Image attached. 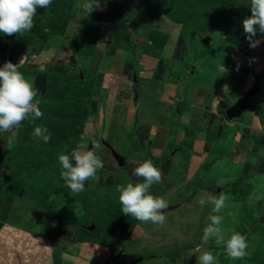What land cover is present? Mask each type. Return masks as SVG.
<instances>
[{
  "label": "rangeland",
  "instance_id": "obj_1",
  "mask_svg": "<svg viewBox=\"0 0 264 264\" xmlns=\"http://www.w3.org/2000/svg\"><path fill=\"white\" fill-rule=\"evenodd\" d=\"M141 1L143 4L140 6L130 5L126 14L124 0H111V13L117 17L124 14L126 25L131 24V27L138 25L139 28H149L156 16L161 15L164 16L163 23L168 27L170 23L172 26V22H182L190 30L197 25L212 27L206 31L210 33L211 44L199 41L203 49L199 47L197 50L198 52L203 50L201 62L206 70L213 68L216 63L219 65L220 61H225L219 56L221 43L232 41L236 46L240 45L237 40L241 34H245L242 21L251 15L246 7L238 9L240 3L236 2L233 4L235 8H232L230 13H228L229 8L221 10L223 3L229 4L234 0H215L216 4L201 0ZM86 3L88 0H52L42 20L33 19L31 31L14 36H0V65L9 61L6 56L12 55L11 50L15 48L17 54L10 61L17 64L21 73L24 72L23 58L26 55L20 54L15 45H19L20 36L30 34L41 40L40 48L44 50L43 53H47V58L52 63L48 94L39 101L43 116L36 120L29 117L23 126L10 130L5 137L4 147L0 150V158H5L7 162L6 179L0 184L2 185L0 192L8 193L13 198L14 214L19 215L20 218L25 217L24 224L36 223L37 218L47 216L45 221L49 219L48 226L53 227L52 225L57 222L55 227L60 228L73 221L79 223L81 228L92 231L99 224L89 216L88 206L94 203L96 211L100 212V215L103 213L105 220L110 223L108 228L111 245L114 247L110 251L111 264H196V258L200 254L198 248L203 250L204 247L216 257V264H264V176L256 175L254 170L243 174L238 165L232 162L230 147L219 146V152L216 149L217 152L203 159L194 170L185 169L182 165L183 169L173 174L167 186L153 184L150 189L151 194L162 197L168 205L174 206L164 212L166 219L162 225L143 223L141 237L128 242L122 239L123 234L120 232L123 231L125 224L135 219L121 213L119 193L114 189L115 187H112V190L98 191L100 187L93 184L85 193H78L79 195L65 187L60 176L62 169L57 157L60 153H70L84 140L83 124L88 113L86 98L89 93L88 79L79 76L80 79L83 78L79 81L75 61L71 58L68 62L67 60L69 54L72 57L78 51L84 55L87 45L93 43L99 30L100 15L97 10L87 14L78 7ZM205 5L209 6L205 7ZM70 21L74 24L68 26L67 31L71 35L69 38L77 35L81 38L75 46H72L73 44L68 40L69 44L63 49L59 47L60 43H63L61 36ZM144 23L146 26L143 25ZM126 28L127 26L124 31L127 33ZM35 57L38 56L30 55V59ZM140 91L143 93L144 89L141 87ZM157 97L155 95L154 98ZM181 107L183 108V104ZM140 109H147V104L141 102ZM175 115L177 114L174 113L173 116L176 117ZM139 120L141 117L137 115L132 125L120 131L113 143L126 160L136 152L134 148L136 145L131 140H135L133 125ZM171 122L174 124L175 120ZM37 126H45L49 130L51 139L48 143L32 137V131ZM138 143L143 146L141 142ZM99 146L103 147L102 144ZM126 165L117 167L126 173ZM221 179L225 183L218 184ZM209 195L227 197L226 207L219 214L224 217L223 227L227 232L236 231L246 236L249 255L242 260H232L227 257L223 247L217 246L214 241L210 240L208 245L202 244L203 229L209 223L208 218L216 213L212 212L211 205L201 206L198 200L206 199ZM91 223L94 227L89 230L87 226ZM100 230L101 228L98 227L97 231ZM8 236L9 233L7 238ZM20 239L23 241L22 237L17 236L19 244L22 242ZM27 241L29 240L26 239L23 243ZM12 243H7L10 249L14 248ZM100 243L104 246L103 242ZM103 246L89 245V249L87 247V250L81 252L80 257L91 260L89 264L93 263V259L100 257L102 263L110 250L106 253L104 248L106 246ZM85 251L90 253L87 255ZM24 252L22 250L19 254L16 249L5 251L3 260L5 264H24L28 261ZM49 252L48 249L47 258ZM138 254L147 257L142 259ZM19 255L24 257L21 258ZM115 256L117 257L114 258ZM53 261L54 264L57 263L55 259ZM86 263L88 264L87 261Z\"/></svg>",
  "mask_w": 264,
  "mask_h": 264
},
{
  "label": "crops",
  "instance_id": "obj_2",
  "mask_svg": "<svg viewBox=\"0 0 264 264\" xmlns=\"http://www.w3.org/2000/svg\"><path fill=\"white\" fill-rule=\"evenodd\" d=\"M110 3L111 0H106L97 10L100 15L99 30L93 43L87 45L86 53L81 55V51H78L73 54L77 70L88 79V113L83 124L82 142H87L89 149L95 142L98 145L95 152L103 162L97 178L86 181V188L93 184L100 190L117 188L118 185L127 184L128 179L133 183L143 182V178L133 176L132 171L145 160L152 161L162 173L161 182L155 184L167 186L173 174L183 169L182 165L185 169L194 170L216 149L219 152V146L230 147L232 162L238 165L243 174L254 170L256 175L264 176V36L255 37L261 40L255 48L249 47L247 39L238 47L228 42L221 43L219 56L225 61L206 70L201 62L203 50H197L199 47L203 49L199 41L211 44L210 34L204 30L193 32L182 22L171 21L172 26L171 23L169 27L165 26L162 15L156 16L149 28H139L138 25L131 27V24L126 25L124 14L117 17L111 13ZM47 10L38 8L33 19L40 17L38 19L42 20ZM124 10L128 11L129 6L125 4ZM71 24L73 26L74 22L70 21L65 26L60 48L64 49L69 44L68 40L75 46L81 37L69 38L71 35L67 30ZM126 26L127 33L124 31ZM18 40L19 44L25 42L20 48L15 45L23 55L34 51L40 42V39L39 42L30 40L29 35L20 36ZM14 49L11 50L12 55L6 56L7 60H12L17 54ZM43 51L41 47L38 52H32L30 55L38 56L35 59H30V55L23 56L24 63L35 67L24 70L29 72L27 79L30 82L34 83L31 72L40 73L37 70L40 63L46 65V73L49 74L51 62ZM70 58L69 54L67 62ZM257 77H260L259 92L251 99L250 107L237 118H227L225 109ZM45 78L44 82L41 79L42 84ZM36 84L42 90L43 85L39 82ZM155 95L158 97L154 98ZM141 102L147 104V109H140ZM137 115L141 120L133 125L136 136L135 140H131L136 145V152L126 160L113 143L120 131L132 125ZM173 120L174 124L171 122ZM9 131H0V149L4 147ZM110 148L123 156V165H118ZM125 165L126 173L117 167ZM6 172L7 164L0 160V184L6 179ZM13 202L10 194L0 192V264H5V251L15 249L19 254L22 250L27 254L28 261L24 264H54V259L56 264H87L86 261L89 264L91 260L80 257L81 252L92 244L103 246L100 241L71 224L70 227L64 225L58 228L55 227L56 222L53 227L48 226L49 219L45 221L47 216L37 218L36 223L24 224L26 218L14 214ZM141 226L142 222L133 224L125 232L126 238L123 240L128 242L141 237ZM17 236L22 237L21 244L17 243ZM26 239L29 241L23 243ZM7 243L14 244V248L10 249ZM103 244L106 246H103L105 252L110 249L109 252L102 263L99 257L93 259L92 264H104L106 260L111 264L112 250ZM48 249L49 258L46 257ZM85 252L87 255L90 253ZM139 256L142 259L147 257Z\"/></svg>",
  "mask_w": 264,
  "mask_h": 264
},
{
  "label": "clouds",
  "instance_id": "obj_3",
  "mask_svg": "<svg viewBox=\"0 0 264 264\" xmlns=\"http://www.w3.org/2000/svg\"><path fill=\"white\" fill-rule=\"evenodd\" d=\"M104 2L106 0H88V3L78 7L90 14L101 9ZM51 4L52 0H0V36L31 31L37 9L48 8ZM247 5L251 15L242 21V26L249 47L255 48L261 43V40L255 39L257 34L264 36V0H249ZM37 70L45 73L46 65L40 63ZM38 94L39 89L25 78L18 70L17 64L7 61L0 65V131L13 130L29 117L32 120L41 118L43 113L39 108V101L36 100ZM31 135L44 143L51 139V134L45 126L35 127ZM97 147L93 142L92 149H89L87 142H81L70 153L58 154L57 159L62 169L60 176L65 187L71 192L84 191L85 182L97 178L98 170L103 167L102 160L95 152ZM132 175L143 178V182L117 186L121 213L142 223L162 225L166 219L163 210L168 208V202L150 192L153 184L161 182V171L152 161L145 160L133 169ZM223 183L225 181L222 179L218 181V184ZM226 199L224 195H209L206 199L198 200L201 206L211 205L212 212L216 213L208 218L209 223L203 229L201 242L208 245L210 240L214 241L217 246L223 247L227 257L242 260L249 255L247 238L236 231L227 232L223 227L224 217L219 214L226 207ZM198 251L200 254L196 258V264H216V257L207 247L203 250L198 248Z\"/></svg>",
  "mask_w": 264,
  "mask_h": 264
},
{
  "label": "trees",
  "instance_id": "obj_4",
  "mask_svg": "<svg viewBox=\"0 0 264 264\" xmlns=\"http://www.w3.org/2000/svg\"><path fill=\"white\" fill-rule=\"evenodd\" d=\"M195 1V0H194ZM200 1V0H199ZM202 2H212L213 4H216L215 3V0H201ZM232 1V0H231ZM240 3V5L238 6V9H242L243 7H246L247 8V11L249 12V13H251L250 12V9H249V7H248V3H249V0H234V1H232V3H229L228 4V2H226V3H223L224 5L221 7V10H224V9H226V8H229L228 9V13H230L231 12V9L232 8H235V7H233V4L234 3ZM133 3H135V4H138L139 6H140V4H143L142 3V1L141 0H126V2H125V4L127 5V6H130V5H132ZM219 3H221V1H219ZM241 3H245V4H241ZM209 4V3H208ZM213 4H211V6L213 5ZM206 6H209V5H205V7ZM229 6V7H228ZM230 10V11H229ZM227 13V14H228ZM248 13V14H249ZM221 14H223V12L221 11ZM42 17V16H41ZM44 17V16H43ZM206 17V16H205ZM37 19L38 18H40V17H36ZM212 27H210V26H195L193 29H192V31L194 32V31H199V30H204L205 32L206 31H208V30H210ZM200 32V31H199ZM210 34V33H209ZM261 35L258 33L257 34V36L256 37H260ZM245 37H246V35L245 34H241V36L238 38V40L237 41H239V43H240V45L242 44V42L244 41L243 39H245ZM81 38V37H80ZM80 38H79V40H80ZM29 39L31 40V39H36V41L37 42H39V38H37V37H35V35H29ZM43 41V40H42ZM228 43H229V45H234V46H236L235 45V42H232V41H227ZM40 43H41V40H40V42H39V45H37V48L34 50V51H30V52H27V54H26V56H28V55H30L32 52H38V49L40 48ZM25 45V42H22V43H20L19 44V48L20 47H23ZM239 45V44H238ZM239 45V46H240ZM236 47H238V46H236ZM81 50H85V49H81ZM71 59H72V61H75V58L72 56L71 57ZM51 67H52V64L50 63V69H51ZM23 71L25 70V69H27V71L30 69V70H33V69H35V67H32V66H28L26 63H24V65H23ZM22 71V72H23ZM79 71H77L76 70V74H77V78H78V80L80 81V80H82L83 78H81L80 79V77H79V73H78ZM26 72L24 71L22 74L25 76V78L27 79V77H28V74H29V72H27L26 74H25ZM48 73H50V71L48 72ZM31 74H34V85L37 83V82H39V83H41V85H43V88H42V90H40V87H37V86H35L37 89H39V94H38V96L36 97V100H38V101H41V100H43L44 98H45V96L48 94V84H49V74H47L46 72L45 73H36V72H31L30 73V75ZM44 77H46L45 78V83H43L42 84V81L44 82ZM47 77H48V80H47ZM41 79H42V81H41ZM37 81V82H36ZM36 85H39V84H36ZM40 86V85H39ZM26 122H24V121H22L21 122V124H20V126H23L24 124H25ZM1 134V133H0ZM5 136L7 135V132L4 134ZM3 149V148H2ZM2 149H0V150H2ZM0 160H4L5 162H6V159L5 158H3V159H1L0 158ZM7 163V162H6ZM127 183H133V182H131L129 179H128V181H127ZM114 189H117V188H114ZM87 190V188H86V182H85V190L84 191H82V192H80L79 194H81V193H85V191ZM93 190H95V189H93ZM107 190H112V189H107ZM98 191H101V190H98ZM78 194V193H77ZM78 194V195H79ZM94 204V203H93ZM93 204H91V205H89L88 206V210H89V216H92V220H95V221H97L99 224L98 225H96V227H95V229H93L92 231H88V230H86L85 228H81V225H79V223L78 224H76L75 222H70L69 224H64V225H66V226H75V228H77V229H80L81 231H83V232H85L86 233V235L88 234V235H91L90 237H93V239H95V240H98V241H100V242H103V243H105L107 246H109L112 250H113V246L111 245L112 243H111V237H110V231H109V228H108V226H109V224L110 223H108V221H106L105 220V215L102 213L101 215H100V212H97L96 210V206H95V204L93 205ZM99 218H101L102 220L101 221H98V219ZM104 219V220H103ZM64 222V221H63ZM136 223H141V222H138V221H136V220H132L131 222H129L128 224H125L124 225V228H123V231L122 232H120V234H123V238H126V235H125V232H127V231H129L130 230V228L132 227V225L133 224H136ZM71 224V225H70ZM63 225V226H64ZM98 227H100L101 228V230H100V232L99 231H97L98 230ZM105 231V232H104ZM109 234V236H107ZM87 235V236H88ZM122 238V239H123ZM119 239V238H118ZM118 243V241L116 242V244Z\"/></svg>",
  "mask_w": 264,
  "mask_h": 264
},
{
  "label": "water",
  "instance_id": "obj_5",
  "mask_svg": "<svg viewBox=\"0 0 264 264\" xmlns=\"http://www.w3.org/2000/svg\"><path fill=\"white\" fill-rule=\"evenodd\" d=\"M80 77H82V73L79 71ZM259 85H260V79L259 77L256 78L255 82L248 88L246 89L241 96H239L235 102L227 107L225 109V114L227 118L232 119V118H237L241 115V113L250 107V101L251 99L256 96L259 92ZM109 147V146H108ZM112 156L115 158L117 161L118 165H123L124 164V158L122 155L114 151L112 148H110ZM174 205H169L167 209L163 210L164 212L172 209ZM94 227L93 223L87 226L89 230H91ZM137 261V260H136ZM135 261H133L134 263ZM104 264H110L109 260H106Z\"/></svg>",
  "mask_w": 264,
  "mask_h": 264
}]
</instances>
